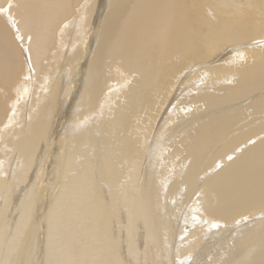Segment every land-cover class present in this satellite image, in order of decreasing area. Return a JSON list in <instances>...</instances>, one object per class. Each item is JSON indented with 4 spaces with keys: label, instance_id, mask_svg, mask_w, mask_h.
Listing matches in <instances>:
<instances>
[{
    "label": "bare ground",
    "instance_id": "6f19581e",
    "mask_svg": "<svg viewBox=\"0 0 264 264\" xmlns=\"http://www.w3.org/2000/svg\"><path fill=\"white\" fill-rule=\"evenodd\" d=\"M0 264H264V0H0Z\"/></svg>",
    "mask_w": 264,
    "mask_h": 264
}]
</instances>
